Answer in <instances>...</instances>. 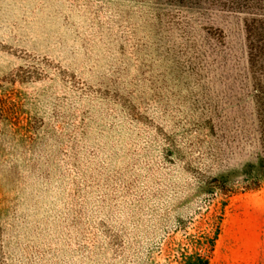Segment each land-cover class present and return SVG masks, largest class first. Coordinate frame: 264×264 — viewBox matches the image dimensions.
<instances>
[{
  "label": "rangeland",
  "instance_id": "obj_1",
  "mask_svg": "<svg viewBox=\"0 0 264 264\" xmlns=\"http://www.w3.org/2000/svg\"><path fill=\"white\" fill-rule=\"evenodd\" d=\"M0 95V264H264V0H0Z\"/></svg>",
  "mask_w": 264,
  "mask_h": 264
},
{
  "label": "trees",
  "instance_id": "obj_2",
  "mask_svg": "<svg viewBox=\"0 0 264 264\" xmlns=\"http://www.w3.org/2000/svg\"><path fill=\"white\" fill-rule=\"evenodd\" d=\"M9 106H7L6 99L4 96L0 95V122L2 121L3 117L8 116L9 114ZM225 188H222V192H225ZM214 241V240H213ZM214 243V242H213ZM187 264H209V257L208 256H203L198 253L190 254L187 256Z\"/></svg>",
  "mask_w": 264,
  "mask_h": 264
}]
</instances>
